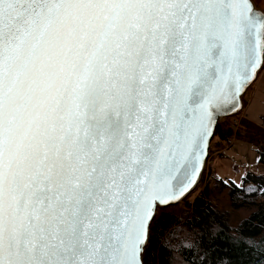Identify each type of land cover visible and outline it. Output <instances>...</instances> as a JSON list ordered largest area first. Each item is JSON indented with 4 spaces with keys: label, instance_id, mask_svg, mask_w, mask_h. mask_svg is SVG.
<instances>
[{
    "label": "snow or ice",
    "instance_id": "6c2138e0",
    "mask_svg": "<svg viewBox=\"0 0 264 264\" xmlns=\"http://www.w3.org/2000/svg\"><path fill=\"white\" fill-rule=\"evenodd\" d=\"M262 74L264 0H0V264H173L168 210ZM218 239L193 264H243Z\"/></svg>",
    "mask_w": 264,
    "mask_h": 264
},
{
    "label": "trees",
    "instance_id": "16d2710c",
    "mask_svg": "<svg viewBox=\"0 0 264 264\" xmlns=\"http://www.w3.org/2000/svg\"><path fill=\"white\" fill-rule=\"evenodd\" d=\"M229 118H223L220 128L214 138L215 148L219 147V141L228 140L235 133L236 139H243L251 143L259 155V161L264 163V128L251 122L241 120L237 132L228 122ZM213 147V146H212ZM212 178L214 181L211 183ZM247 186L264 189V173L247 171ZM242 175V176H243ZM241 176V177H242ZM208 178L191 200L184 202V208L174 207L169 209L170 218L167 223L161 225V242L167 241L170 250L169 259L173 264H193L198 260L197 254L203 249L201 244L205 239V229L211 235L219 237L217 243L221 249L231 250V257L243 264H264V192L256 191L255 194L233 191L225 187L221 181L224 179L216 171L208 170ZM202 183V182H201ZM240 180V184H241ZM227 192L228 206L221 208L217 199V192ZM235 210H243L244 215L232 213ZM208 223L202 224V220ZM226 240L233 243L225 244ZM157 251L156 264H160L159 251Z\"/></svg>",
    "mask_w": 264,
    "mask_h": 264
},
{
    "label": "rangeland",
    "instance_id": "374dc122",
    "mask_svg": "<svg viewBox=\"0 0 264 264\" xmlns=\"http://www.w3.org/2000/svg\"><path fill=\"white\" fill-rule=\"evenodd\" d=\"M229 124L234 126L237 132L241 120H250L251 122L264 128V74L252 85L248 90V93L244 97V107L243 110L238 114H234L228 117ZM222 118V119H223ZM236 134H233L229 138L228 144H222V140L219 141V147L215 148L214 138L211 142L210 154L206 161V170L203 173V179L201 180L199 187L195 189L188 198H191L198 193L201 186L205 183V178H208V170L216 171L218 175L224 179H230L240 184L241 176L247 172L252 171L255 173H264V163L259 161V155L255 151L254 146L243 139H236ZM226 145V146H225ZM213 146V147H212ZM239 161L244 162V167L239 165ZM213 173L211 178V183H213ZM187 198V199H188ZM217 199L218 205L223 208L228 206V196L227 192H217L214 196ZM185 202V201H184ZM179 208H184V203L177 205ZM237 213L244 215L246 212L243 210L232 211L231 214ZM177 264H180L179 260Z\"/></svg>",
    "mask_w": 264,
    "mask_h": 264
},
{
    "label": "built area",
    "instance_id": "2783aa9c",
    "mask_svg": "<svg viewBox=\"0 0 264 264\" xmlns=\"http://www.w3.org/2000/svg\"><path fill=\"white\" fill-rule=\"evenodd\" d=\"M233 129H234V126H233ZM234 131H235V130H234ZM229 140H230V139H228V140H223L222 144H226V145H227V144H228V142H229ZM226 145H225V146H226ZM240 163H241V165H240ZM239 165H240V166H242V165H243L242 167H244L245 163H244V162H241V161H239Z\"/></svg>",
    "mask_w": 264,
    "mask_h": 264
},
{
    "label": "water",
    "instance_id": "95a60500",
    "mask_svg": "<svg viewBox=\"0 0 264 264\" xmlns=\"http://www.w3.org/2000/svg\"><path fill=\"white\" fill-rule=\"evenodd\" d=\"M228 116H231V115H228ZM228 116H225V117H228ZM208 158V157H207ZM206 161H207V159H206Z\"/></svg>",
    "mask_w": 264,
    "mask_h": 264
},
{
    "label": "crops",
    "instance_id": "0c3cea01",
    "mask_svg": "<svg viewBox=\"0 0 264 264\" xmlns=\"http://www.w3.org/2000/svg\"><path fill=\"white\" fill-rule=\"evenodd\" d=\"M217 171V170H216Z\"/></svg>",
    "mask_w": 264,
    "mask_h": 264
}]
</instances>
